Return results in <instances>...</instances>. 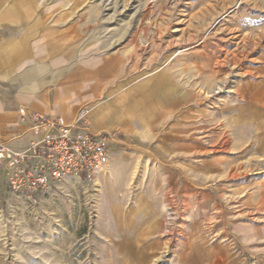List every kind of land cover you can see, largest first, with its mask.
<instances>
[{"label":"crops","instance_id":"crops-1","mask_svg":"<svg viewBox=\"0 0 264 264\" xmlns=\"http://www.w3.org/2000/svg\"><path fill=\"white\" fill-rule=\"evenodd\" d=\"M84 5L0 0V144L22 152L44 138L48 131L33 114L70 127L84 115L91 132L114 137L96 182L121 183L109 194L108 211L122 260L154 264L175 240L173 234L155 239L168 233V224L153 191L187 195L224 182L239 197L240 220L229 228L240 252L209 243L202 224L201 236L192 234L191 224L176 257L164 264H264V67L236 88L237 99L218 109L201 105L172 63L137 73L130 45L106 51L102 42L89 49ZM145 158L156 169L148 185L138 186L144 198L136 203L128 182ZM8 176L0 165V180Z\"/></svg>","mask_w":264,"mask_h":264},{"label":"rangeland","instance_id":"rangeland-1","mask_svg":"<svg viewBox=\"0 0 264 264\" xmlns=\"http://www.w3.org/2000/svg\"><path fill=\"white\" fill-rule=\"evenodd\" d=\"M84 7L89 49L102 42L106 51L130 45L137 73L172 63L201 105L218 109L228 98L237 99L236 88L258 78L255 72L264 67V0H86ZM218 143L226 141L219 137ZM155 163L145 158L136 166L128 182L132 199L139 185L151 181ZM8 179L0 180V264H129L117 253L108 211L119 181L66 178L43 193H14ZM231 190L219 182L187 195L153 191L168 224V233L155 239L175 238L154 264L176 257L191 224L192 234L201 236L202 224L209 243L240 252L229 228L240 220L239 197ZM252 192L243 190L246 197ZM142 198L137 195L136 203Z\"/></svg>","mask_w":264,"mask_h":264},{"label":"built area","instance_id":"built-area-1","mask_svg":"<svg viewBox=\"0 0 264 264\" xmlns=\"http://www.w3.org/2000/svg\"><path fill=\"white\" fill-rule=\"evenodd\" d=\"M31 118L48 131L44 138L22 152L0 144V165L9 172L11 192L43 193L66 178L92 182L107 169L114 137L91 132L84 115L74 127L63 125L60 119L54 121L34 114Z\"/></svg>","mask_w":264,"mask_h":264},{"label":"bare ground","instance_id":"bare-ground-1","mask_svg":"<svg viewBox=\"0 0 264 264\" xmlns=\"http://www.w3.org/2000/svg\"><path fill=\"white\" fill-rule=\"evenodd\" d=\"M217 90H220V88H218ZM217 93V92H216Z\"/></svg>","mask_w":264,"mask_h":264}]
</instances>
